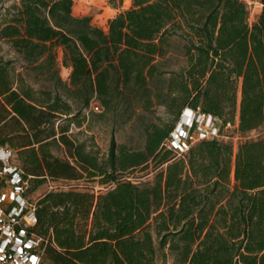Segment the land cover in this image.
<instances>
[{
    "label": "trees",
    "instance_id": "obj_1",
    "mask_svg": "<svg viewBox=\"0 0 264 264\" xmlns=\"http://www.w3.org/2000/svg\"><path fill=\"white\" fill-rule=\"evenodd\" d=\"M107 3L118 12L105 29L75 16L72 0L0 7V148L15 153L27 194L46 180L105 188L52 190L37 202L44 262L155 264L159 250L172 264H264V136L236 149L204 140L178 160L163 147L185 108L241 136L264 125V0L252 24L240 0ZM17 61L52 90L28 84ZM155 106L171 121L145 125L142 150L111 136L102 160L69 135L95 107L127 123ZM149 164L151 182L124 179Z\"/></svg>",
    "mask_w": 264,
    "mask_h": 264
},
{
    "label": "rangeland",
    "instance_id": "obj_2",
    "mask_svg": "<svg viewBox=\"0 0 264 264\" xmlns=\"http://www.w3.org/2000/svg\"><path fill=\"white\" fill-rule=\"evenodd\" d=\"M18 0H2L0 7H6ZM73 1V14L77 17L88 16L91 18V23L94 26L105 29L107 21L117 14V10L112 9L107 0H72ZM248 10V21L252 24L262 10L260 0H240ZM129 1L124 2L122 9L129 8ZM22 64L17 61L15 68L17 72L23 74L24 79L28 84L32 85L36 90H52L48 83L43 81H36L33 75L26 73L21 69ZM57 66L61 80L68 84L70 69L62 65V54L58 52ZM169 68L176 70V56L172 58ZM62 93V90H60ZM94 106H99L94 104ZM94 115L84 112L79 118L74 121L72 132L69 135L76 141L85 143L88 150H91L98 155L100 159H105L108 152V146L111 136L116 140L118 146H124L128 150H142L144 144L143 129L144 126L152 123L156 125H163L171 121V117L166 114L165 109L161 106H155L150 112L140 114L134 117L127 123H122L119 119H115L112 114L102 115V110L98 111L92 109ZM85 116V118H84ZM225 141L232 143L234 149L237 148L241 142L245 140H257L264 136V125L244 136L236 133L234 128H228L223 131ZM55 154L63 156L61 150H55ZM180 158L173 157V160ZM158 170L149 164L148 167H140L134 171L124 174V179H128L134 183L145 184L151 182L153 176ZM88 187L92 188L95 193L100 190L105 191L96 184H88L84 181L75 182H52L46 180L39 188L30 192L28 195L31 200L38 202L45 193L52 190H68L74 188ZM153 232V226L151 228ZM154 245L157 248V239L153 235ZM173 258L167 251H156L155 264H172ZM49 264V262H44Z\"/></svg>",
    "mask_w": 264,
    "mask_h": 264
},
{
    "label": "built area",
    "instance_id": "obj_3",
    "mask_svg": "<svg viewBox=\"0 0 264 264\" xmlns=\"http://www.w3.org/2000/svg\"><path fill=\"white\" fill-rule=\"evenodd\" d=\"M98 110L97 107L94 108ZM218 118L185 108L163 147L174 157H183L204 140H224ZM29 184L16 162L15 153L0 148V264H43L49 238L36 232L37 202L27 194Z\"/></svg>",
    "mask_w": 264,
    "mask_h": 264
}]
</instances>
